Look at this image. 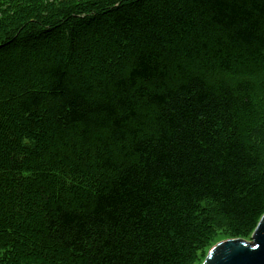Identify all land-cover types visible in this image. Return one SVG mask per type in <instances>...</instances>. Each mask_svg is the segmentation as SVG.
Returning <instances> with one entry per match:
<instances>
[{"label": "trees", "instance_id": "obj_1", "mask_svg": "<svg viewBox=\"0 0 264 264\" xmlns=\"http://www.w3.org/2000/svg\"><path fill=\"white\" fill-rule=\"evenodd\" d=\"M70 1L0 0V264H190L204 201L253 231L264 0Z\"/></svg>", "mask_w": 264, "mask_h": 264}, {"label": "rangeland", "instance_id": "obj_2", "mask_svg": "<svg viewBox=\"0 0 264 264\" xmlns=\"http://www.w3.org/2000/svg\"><path fill=\"white\" fill-rule=\"evenodd\" d=\"M78 0L70 1L76 2ZM89 1V0H87ZM93 3H89L90 5ZM83 15V14H81ZM72 23L66 22V27ZM71 26V25H70ZM94 25L90 26V29ZM73 30H78L80 27L76 25H72ZM39 45V43L37 44ZM65 45V43H63ZM76 49V45L71 47V52ZM226 79H230L231 77L224 76ZM255 82L259 83L260 85L264 83L263 77L255 78ZM248 139L251 143V146L254 152L257 154L259 161H260V171L264 172V126L257 128L251 131L248 135ZM198 221L200 223H204L209 225L210 232L201 248L198 249L196 253V258L190 264H202L205 257L207 256L209 250L215 246L216 244L225 241V240H236L242 239L245 241H249L253 231L250 232H242L238 230L234 225L226 222L223 220L220 215L217 213L215 205L210 201L202 202L198 207Z\"/></svg>", "mask_w": 264, "mask_h": 264}, {"label": "water", "instance_id": "obj_3", "mask_svg": "<svg viewBox=\"0 0 264 264\" xmlns=\"http://www.w3.org/2000/svg\"><path fill=\"white\" fill-rule=\"evenodd\" d=\"M202 264H264V214L249 241H222L209 250Z\"/></svg>", "mask_w": 264, "mask_h": 264}]
</instances>
